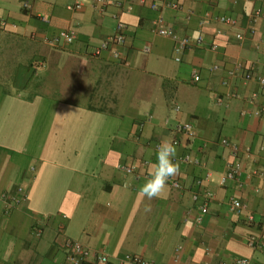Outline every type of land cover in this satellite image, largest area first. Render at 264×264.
<instances>
[{
  "label": "crops",
  "instance_id": "crops-1",
  "mask_svg": "<svg viewBox=\"0 0 264 264\" xmlns=\"http://www.w3.org/2000/svg\"><path fill=\"white\" fill-rule=\"evenodd\" d=\"M83 1L69 10L76 0H0V193L23 186L27 195L9 210L0 199V264H63L68 239L111 264L126 255L155 264H264V251L247 243L264 228V89L244 81L246 73L264 76V17L251 22L264 0H107L102 8ZM119 2L122 60L97 57L115 33ZM222 16L236 24L223 25ZM161 27L172 35L160 36ZM63 30L77 34L74 43L45 41ZM183 38L192 45L177 61ZM238 63L244 69L231 77ZM164 139L178 142L180 172L145 214L138 188ZM230 162L243 172L221 186ZM207 193L213 198L198 222ZM232 199L245 209L232 212Z\"/></svg>",
  "mask_w": 264,
  "mask_h": 264
},
{
  "label": "built area",
  "instance_id": "built-area-1",
  "mask_svg": "<svg viewBox=\"0 0 264 264\" xmlns=\"http://www.w3.org/2000/svg\"><path fill=\"white\" fill-rule=\"evenodd\" d=\"M94 5L103 7L107 0H92ZM84 6L83 0H76V2L73 5L68 6L69 10H81ZM115 7L117 8V12H115L112 15V19L115 22V33L111 36H109L106 40H104L100 46L95 51V56L99 57L104 52H108L111 57L114 60H122V54L120 51V48L125 44L126 35L125 31L127 29V26L125 22L122 19V15L120 11L123 8L122 3H116ZM170 8L178 9L179 6L176 3L169 4ZM155 10H157L158 7L153 6ZM264 17V12L262 9H256L251 17V22L253 24H257L260 19ZM41 18V17H40ZM43 21H47L46 18H41ZM165 22L163 17H160L158 19V24L163 25ZM219 22L226 26H234L236 24V21L229 16H222L219 18ZM5 24H3L4 26ZM157 33L160 36L170 37L172 35V31L169 28L161 27L157 30ZM253 33V32H252ZM244 35L238 34L237 39L240 41L244 40ZM77 39V34L74 31L70 30H63L57 33L55 36L46 38L45 41L52 47H57L61 45H69L75 42ZM197 43L201 44L204 42V39L202 36L198 37L196 40ZM192 45V40L189 38H183L179 39L177 41L176 47H175V53L177 55V61L181 60V55H183L187 49ZM212 50H217L218 46L213 45ZM215 70L217 67L214 68ZM244 66L241 63H238L236 68L230 72V76L233 77L237 75L239 72L243 71ZM194 81L199 82L200 81V75L198 72H194ZM244 81L245 83L249 82H257V84L264 89V76L263 75H253L252 73H246L244 75ZM253 97L256 96V94L252 95ZM230 97L238 98L239 96L237 94H233ZM180 110L179 107L176 108V111L178 112ZM177 130L180 132L186 131V132H193V126L191 124H179L177 126ZM175 145L178 144V142L174 143ZM227 146H230L234 154H237L240 150L239 147L235 144H230L229 142H226ZM186 162L193 163L195 165H199L201 161L199 159H192L189 155L185 158ZM127 174H134V170L131 167H125L124 168ZM243 172V169L241 165L230 162L227 164V170L226 173L220 178L219 184L221 186L226 185L229 181L237 180ZM136 179H139V176L136 177ZM170 185L173 188L180 189L181 185L177 181H170ZM205 201L200 206L201 210V216L198 218V222H201L202 216L205 215L208 212V205L207 201L213 198V195L211 193H207L204 195ZM200 196L195 195L194 200L198 201ZM0 199L5 201L7 203V209L13 208L15 206H19L20 204L26 202L27 195L26 190L23 186H18L13 190L5 191L0 193ZM231 211L240 213L245 209V206L239 201L238 199H232L231 200ZM249 221L254 222V216H249ZM248 246L252 249H260L264 251V228L257 234L253 235L248 238L247 240ZM64 246L69 250V254L63 264H111L109 256L105 253H96L93 252L91 249L85 247L82 243L75 240H66ZM91 260V261H90ZM124 263H130V264H155L154 262H148L143 260L142 258L138 256H132V255H126L124 259L122 260L121 264ZM219 264H250L249 260L244 258H238L232 263H223L220 262Z\"/></svg>",
  "mask_w": 264,
  "mask_h": 264
},
{
  "label": "clouds",
  "instance_id": "clouds-1",
  "mask_svg": "<svg viewBox=\"0 0 264 264\" xmlns=\"http://www.w3.org/2000/svg\"><path fill=\"white\" fill-rule=\"evenodd\" d=\"M177 154V147L171 140H161L156 146L155 161L151 165V171L138 188V194L147 201L143 209L145 214L152 211L151 201L162 198L167 190L168 181L179 174Z\"/></svg>",
  "mask_w": 264,
  "mask_h": 264
}]
</instances>
